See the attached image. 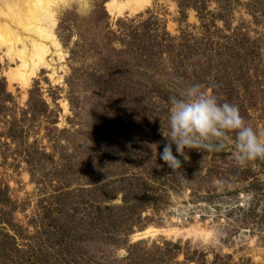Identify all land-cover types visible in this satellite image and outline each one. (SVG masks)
<instances>
[{
  "label": "rangeland",
  "instance_id": "1",
  "mask_svg": "<svg viewBox=\"0 0 264 264\" xmlns=\"http://www.w3.org/2000/svg\"><path fill=\"white\" fill-rule=\"evenodd\" d=\"M59 5L51 68L25 80L0 50V264H264V159L240 166L230 142L222 157L173 144L175 172L158 156L165 94L195 83L264 132V0ZM184 41L212 74L177 68ZM91 214L111 217L115 244H75Z\"/></svg>",
  "mask_w": 264,
  "mask_h": 264
},
{
  "label": "clouds",
  "instance_id": "2",
  "mask_svg": "<svg viewBox=\"0 0 264 264\" xmlns=\"http://www.w3.org/2000/svg\"><path fill=\"white\" fill-rule=\"evenodd\" d=\"M168 105L167 132L162 128L167 142L158 156L174 172L181 168V162L173 155V144L182 155L185 149L220 152L225 142H230L238 165L264 159V132L247 125L236 105L219 102L204 85L184 87L178 96L169 97ZM231 132H235L234 139L228 135Z\"/></svg>",
  "mask_w": 264,
  "mask_h": 264
},
{
  "label": "bare ground",
  "instance_id": "3",
  "mask_svg": "<svg viewBox=\"0 0 264 264\" xmlns=\"http://www.w3.org/2000/svg\"><path fill=\"white\" fill-rule=\"evenodd\" d=\"M69 1L0 0V50L16 64L21 78L28 80L40 70L51 68L53 60L48 61V57L60 56V47L52 36L59 8L55 6Z\"/></svg>",
  "mask_w": 264,
  "mask_h": 264
},
{
  "label": "trees",
  "instance_id": "4",
  "mask_svg": "<svg viewBox=\"0 0 264 264\" xmlns=\"http://www.w3.org/2000/svg\"><path fill=\"white\" fill-rule=\"evenodd\" d=\"M135 37H137V36H135ZM135 37L133 39V42H136V40H137V38H135ZM185 45H186V42L183 45L181 43V44H179L177 46L178 47L177 50L179 52V56H178V60H177L178 62L176 63V65L178 66L177 68H179V66H181L184 62L185 63L189 62L191 64L196 63V65H198L197 67H199V70L197 72H198L199 75H201L200 78L202 76L207 77L208 74H212L211 72H212V68L213 67H211V64H212V61H213V57H211V58H208V57H204V58L203 57H200V58H197L196 57V54L194 55L193 54L194 52L191 51V50L188 51V54L182 56L183 55V52H186L187 49H188V48H186ZM158 49H160V48L158 47ZM171 49H172V51H175L176 48L171 47ZM231 49H232V47H231ZM132 54L134 55V58H136V61L137 62H138V60H140V61L143 62V59H145L144 62L146 63V62H150L151 59H152L151 57H149V51H148V49H140V47H138L135 50V53H132ZM232 59H234V58L233 57L232 58L226 57L224 63H223V60H222L223 67L234 66L235 63L232 64ZM202 60H205V62H203ZM236 61H239V60L236 58ZM191 64H189V65H191ZM204 65H206V66L204 67ZM5 96H6L5 99H7V98L9 99V94L8 93H6ZM170 96H176V95L173 92L168 93V94H165V101H166L167 104H168V99H169ZM223 97H225V96H221L220 98H222L224 100ZM147 102H148L147 100H143V101L140 100V101L135 102L134 105H136V106H143V109H146V106H148L147 105ZM4 104H5V101H4ZM132 111H136L137 116H141V118H146L145 112H141L140 110H135V109H132ZM226 150L227 149L225 147L220 152H206L203 149H199L197 151H198V153L201 156H208L210 154L211 156L222 157V156H225V155L228 154L226 152ZM50 211L53 212V210H50ZM91 216L92 217L89 219L90 220V223H88V228L87 229H84L83 228V223H82V224H80V227L77 229V231L74 232V236L72 235L73 233L70 234V235H68L69 232L68 233L61 232V238H62V240L64 241V238H66L67 235L68 236H71L72 235L71 237L75 239V241H74L75 244L77 242L79 244L80 242L81 243H85V242H88V241L93 242V241H95L94 239L99 238V237H101L103 235L105 237H109L110 238V239L106 238L104 240L106 242L105 244H109V245L111 243L112 244H115V241L112 239V237H110L111 235L108 236V234H107L111 230L109 228V226L112 227V225H115L113 222H111V217L110 216L104 217V216L101 215V217L98 218L97 216L96 217L95 216L93 217V214H91ZM116 229H117V226H116ZM68 236H67V238H68ZM70 243H73V241L71 240ZM122 246H123V244L120 247L118 246L117 249L120 250L122 248V250H123L124 246L123 247ZM106 259L107 260H111V257H107ZM171 261L172 260H166V261L164 260L162 263L163 264H171ZM112 264H115V263H112Z\"/></svg>",
  "mask_w": 264,
  "mask_h": 264
}]
</instances>
